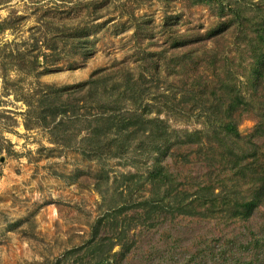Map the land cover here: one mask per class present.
<instances>
[{
  "label": "rangeland",
  "instance_id": "1",
  "mask_svg": "<svg viewBox=\"0 0 264 264\" xmlns=\"http://www.w3.org/2000/svg\"><path fill=\"white\" fill-rule=\"evenodd\" d=\"M115 1L99 12V20L89 25L82 46L55 45V51L48 53L46 63L41 59L34 75L14 68L7 70L9 83L5 90L0 79V264H97L98 251L91 242L97 221L105 218L119 200L118 193L127 185L123 177L147 176L155 158L172 168L176 166L171 172L186 185L191 181L201 185L212 182L217 194L222 189L221 183L216 182L219 180L231 195H240L245 189L246 179L238 181L236 190L237 176L226 177L218 162L203 161L207 154L210 158V151H206L209 145L217 152L223 148L212 135L216 130L210 127V120L208 123L201 116L203 111H211L214 100L207 92H200L201 87L207 86L208 92L214 89L219 93V88L224 89L223 83L240 88L250 103L242 117L240 110L232 114L241 137L236 146L241 148L254 138L264 119V79L257 81L252 91L247 78L254 64L251 56L258 53H251L250 42L255 37V24L263 19L264 0L237 2L252 21H244L245 26L240 29L223 26L232 19L230 10L235 8L236 0H211L194 6L183 0H122L130 1L128 10L148 23L139 36L134 35L129 18L121 15ZM1 2L0 23L8 20L9 29L0 30V61L12 43L28 42L27 47L31 48L33 40L42 41L46 24L54 21L63 1ZM62 23L52 24L61 27ZM173 33L184 43L170 48L168 37ZM41 44L29 49L32 55L44 52ZM154 62L159 68L156 72ZM185 64L188 66L183 68ZM112 67H123L133 80L145 78L151 117L161 110L158 116L170 131L200 132L202 146L206 145L204 153L200 151L196 156V146H192L191 151H186L185 165L177 155L171 158L170 152L169 156L162 154L165 147L157 151L154 143L145 138L139 143L140 135L134 141L121 140L122 147L117 149L112 132L100 145L109 144L105 151L118 150L119 155L105 154L95 159L88 156L95 146L89 143L86 130L78 132L72 128L62 132L53 124L35 125L34 119L27 118L22 98L40 86L74 85L87 81L95 71ZM197 92V99L192 100V93ZM174 96L175 103L184 101V106H179L181 110L186 108L183 114L163 109V102ZM25 123L31 129H25ZM206 137L211 138L210 143ZM261 138L260 142L264 137ZM225 146L237 149L233 141L226 140ZM181 165L185 166L178 168ZM193 213L194 216L173 219L164 216L154 228L136 227L129 235L132 249L125 259L113 264H264V205L248 222H233L228 211L207 212L203 206ZM121 222L122 219L119 226ZM137 224L142 225V221ZM112 234L102 228L97 237L106 240ZM118 250L115 247L113 252Z\"/></svg>",
  "mask_w": 264,
  "mask_h": 264
},
{
  "label": "trees",
  "instance_id": "2",
  "mask_svg": "<svg viewBox=\"0 0 264 264\" xmlns=\"http://www.w3.org/2000/svg\"><path fill=\"white\" fill-rule=\"evenodd\" d=\"M62 1L54 21L49 20L50 22L46 24L42 41L33 40L31 48L27 47L28 42L12 43L13 47L0 61V79L3 90L7 89L6 85L9 83L7 70L14 68L26 75H34L40 66L41 59L43 64L46 63L45 61L50 58L49 54L52 55V52L55 51V45L59 43H78L82 46V43L86 40V34L89 33V25H93L95 21L99 20V12L106 9L115 0ZM121 1H115L118 3L116 8L121 9V15H126L129 18L131 28L135 31L134 35H141V30L147 27L148 23L143 18L135 17L134 12L128 10V4L131 0ZM183 1L192 6L204 2L211 3V0ZM238 1L240 0H236L233 4L235 8L230 10L232 19L223 24L227 27L226 29L233 26L237 29L243 28L245 26L244 21L247 24H252V21H249L250 18H246L242 12V4L237 3ZM2 3L0 0V5ZM222 10L224 13V9ZM262 18L259 24H255V37L250 42L251 53L258 52L255 56H251L254 64L251 67L249 78H247L252 91L256 89V82L264 79V15ZM59 21L63 22L61 27L53 26L52 23ZM8 26V20H5L0 23V30L9 29ZM165 31L170 32L168 29ZM173 35L174 33L168 37L170 48L178 47V45L184 43ZM41 42L44 52L32 55L29 49H35L38 43ZM187 66L185 64L183 68ZM158 69V65L154 62V72ZM212 72L215 71L212 70ZM181 81H183V78ZM202 83L205 84L206 81ZM225 84L222 85L224 89L219 88V93H215L214 89L208 92L207 86L201 87L200 94L204 95L207 92L214 100L210 107L211 111H203L201 116H204L208 123L210 120V127L212 130H216L212 135L220 140L219 147L223 148V150L220 149L217 152L209 145L206 151H210V158L207 154L203 161L207 159L210 162H218L219 166L225 171L226 177L237 176L239 179L234 185L236 190L239 187L238 181L246 179L247 183H244L245 189L243 192L240 195H231L226 187L223 189L224 182L219 180H216V182L221 183L222 189L217 194L215 193L217 188L212 182L201 185L197 181L192 182V178H190V184L186 185L179 182L171 172L176 166L172 168L170 164H163L161 158H155V162L151 170L148 171L147 176L135 174L123 177L122 180L127 185L123 187V190L120 188L119 200L110 207L105 214V218L97 221L93 230L94 234L91 237V242L95 243V248L98 251L96 254L97 264H113L125 259L127 252L132 249V242L129 238L130 233L136 227L154 228L155 223L164 216H171L172 219L194 216L193 212L197 213V207L199 209L203 206L207 212H214L216 209H220L221 212L223 210L228 211V218L233 222H248L252 214L264 205V138L260 142L261 137H264V130H262L264 119L259 124L261 128L257 129L258 131L252 136L254 138H249L243 147H237L236 145L241 143V137L232 114L240 110L239 117H242L244 113H247L250 101H246L240 88L236 85L227 86ZM39 88L32 95L22 98L27 106V118L29 120L34 119L33 124L35 125L38 123L53 124L62 132H68L72 128H75L78 132L86 130L89 143L92 142L95 146L91 150L88 149V156H95V159H99L105 154L109 157L119 155L118 150L105 151L109 144L100 145L104 142L103 139L108 138L112 132H114L116 138L113 144L117 147H122L119 144L121 140L129 138L134 141L140 135L141 137L138 138L139 143H143V138H145L154 143L157 151L165 147L162 154L169 156L170 152L171 158L177 155L176 158L180 157L181 160H184L185 165L186 159H188V152L186 154V151H191L192 146H196L194 152L196 156L200 151H202L201 154L204 153L206 145L202 146L203 141L200 132L189 134L187 132L170 131L167 123L158 116L161 110L155 112L157 116L151 117L153 110H151V104L147 102L148 89L145 87V78L133 80L131 73L125 72L123 67L95 71L87 81L70 86L54 87L44 85ZM190 92L191 90L180 93L185 96ZM198 94L199 92L192 93V100H196ZM175 96L171 101L166 100L163 102V109L172 114H183L185 112L183 110L186 108L181 110L179 106L181 107L184 101L175 103ZM77 125L81 126V129L77 130ZM25 129H31L28 123H25ZM173 138L174 146L171 145ZM206 139L209 143L211 142V138L206 137ZM226 140L228 142L233 141L237 149L226 148ZM185 165L177 167L183 168ZM236 190L233 188L234 193H236ZM147 194L149 196L145 197ZM125 218L127 219L125 220ZM121 219L122 222L119 226ZM140 221H142V225L137 224ZM102 228L112 232V236L106 240L105 238H98L97 236ZM115 247H118L119 250L113 252Z\"/></svg>",
  "mask_w": 264,
  "mask_h": 264
}]
</instances>
